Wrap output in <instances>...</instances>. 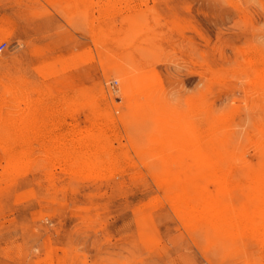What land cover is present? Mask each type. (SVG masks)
I'll return each mask as SVG.
<instances>
[{
    "label": "rangeland",
    "instance_id": "obj_1",
    "mask_svg": "<svg viewBox=\"0 0 264 264\" xmlns=\"http://www.w3.org/2000/svg\"><path fill=\"white\" fill-rule=\"evenodd\" d=\"M0 264H264V0H0Z\"/></svg>",
    "mask_w": 264,
    "mask_h": 264
},
{
    "label": "built area",
    "instance_id": "obj_2",
    "mask_svg": "<svg viewBox=\"0 0 264 264\" xmlns=\"http://www.w3.org/2000/svg\"><path fill=\"white\" fill-rule=\"evenodd\" d=\"M4 47V43L0 45V48H3Z\"/></svg>",
    "mask_w": 264,
    "mask_h": 264
}]
</instances>
